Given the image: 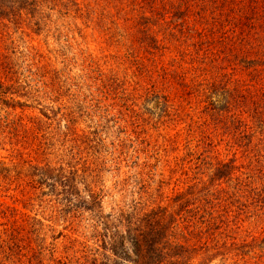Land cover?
<instances>
[{
  "label": "rangeland",
  "instance_id": "obj_1",
  "mask_svg": "<svg viewBox=\"0 0 264 264\" xmlns=\"http://www.w3.org/2000/svg\"><path fill=\"white\" fill-rule=\"evenodd\" d=\"M67 1L38 33L0 21V237L18 246L0 262L100 254V208H65L31 169L49 168L104 214L218 198L202 240L218 254L195 264H264V201L241 197H264V0H138L146 28L130 0Z\"/></svg>",
  "mask_w": 264,
  "mask_h": 264
},
{
  "label": "trees",
  "instance_id": "obj_2",
  "mask_svg": "<svg viewBox=\"0 0 264 264\" xmlns=\"http://www.w3.org/2000/svg\"><path fill=\"white\" fill-rule=\"evenodd\" d=\"M137 1L130 0V7L140 14L141 25L146 28L151 19L140 13L142 6H137ZM205 1L210 2V0ZM68 3L72 2L63 3L62 0H0V21L15 24L28 18L34 26L35 32L38 33L51 21V12L54 11L55 7L57 5L67 7ZM72 4L74 5V3ZM177 11L179 10H175V13ZM183 14L182 11L178 12L180 16ZM223 101L225 107L229 109L231 104L224 98ZM10 102L14 105H21L14 100H10ZM2 103L3 105H10L7 100H3ZM255 105L252 111L254 112L253 117L257 119V124H254L256 127L259 126L258 133L263 136L264 141V114L262 113L264 107ZM230 117L233 120L236 119L235 115ZM237 122L240 127L247 128L248 126L241 120H237ZM223 167L227 172H223L222 168H217L215 172L217 179L228 178V176L235 174L236 168L233 165L224 164ZM31 169L39 176L38 183L47 186L51 196L62 198L61 200L66 203L65 208H82L86 211H92L95 207L100 208V211L97 212L98 219H100V254H97L98 250L96 253L90 254L94 258H89L88 254H83V256L75 259V264H195L198 254L203 261L209 260V262L218 254H210L214 247L209 246L207 241L202 242L203 236L206 237L208 232L218 229L212 223L215 220L213 214L217 212L215 206L223 202L218 201V198L213 199L215 202L213 203L205 197L206 195L203 198L198 197V191L189 189L185 193L176 195L174 206L152 208L145 207L146 205L142 204L141 201H134L127 209L118 208L104 214L101 195L100 202L98 196L94 194H89L87 201L78 193L76 194L75 186H69L60 181L62 174L59 171L55 173V170L49 168ZM246 186L244 185L243 189L238 188L237 192H241L242 195L245 194L244 187ZM255 190V188L251 190V196L243 195L241 197L254 200L252 203H262L264 197L262 198L253 192ZM262 192H264V188ZM42 195L46 196L45 193ZM72 199L77 200V204H73ZM196 203H200V205L194 207ZM191 205L193 207L189 208ZM175 206L177 209H173ZM37 224L40 222L34 220V225ZM210 235L212 234L210 233ZM17 247L14 242L8 247L5 246L4 240H1L0 237V255L6 253L7 250L13 253ZM6 256V259L9 260L13 258V254H6ZM98 256H100V262H98ZM58 264H70V262H58Z\"/></svg>",
  "mask_w": 264,
  "mask_h": 264
}]
</instances>
